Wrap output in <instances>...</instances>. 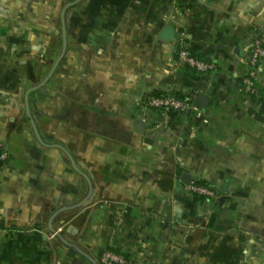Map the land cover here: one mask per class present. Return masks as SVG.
Listing matches in <instances>:
<instances>
[{
	"label": "crops",
	"instance_id": "obj_1",
	"mask_svg": "<svg viewBox=\"0 0 264 264\" xmlns=\"http://www.w3.org/2000/svg\"><path fill=\"white\" fill-rule=\"evenodd\" d=\"M180 32L213 70L179 64ZM256 34L264 0H0V264H94L106 248L208 264L210 242L264 264V61L258 93L242 90ZM196 91L207 123L147 104Z\"/></svg>",
	"mask_w": 264,
	"mask_h": 264
},
{
	"label": "built area",
	"instance_id": "obj_2",
	"mask_svg": "<svg viewBox=\"0 0 264 264\" xmlns=\"http://www.w3.org/2000/svg\"><path fill=\"white\" fill-rule=\"evenodd\" d=\"M175 49L180 65L188 66L202 72L213 70L216 65L211 61H206L196 56L189 47L188 37L185 32H180L175 37ZM264 61V35L256 34L249 45L247 56V70L242 78V90L245 93L255 95L258 93L257 78L259 69ZM198 92H193L186 97H180L175 94L170 95H153L147 100V104L160 112L166 121H169L173 114L185 113L193 110L196 117L200 118L204 123L208 122V117L204 110L193 105L194 98ZM0 161L4 162L8 157L3 144L0 143ZM190 191L200 196L215 197L217 192L205 183L191 181L187 186ZM190 227H199V223L187 222ZM259 240L264 243V236L259 237ZM129 258L119 251H114L110 248L104 249L98 258L99 264H128Z\"/></svg>",
	"mask_w": 264,
	"mask_h": 264
},
{
	"label": "water",
	"instance_id": "obj_3",
	"mask_svg": "<svg viewBox=\"0 0 264 264\" xmlns=\"http://www.w3.org/2000/svg\"><path fill=\"white\" fill-rule=\"evenodd\" d=\"M62 23H63V27H62V29H63V33H65V19H64V14H63V16H62ZM166 33L168 34V37H167L168 39H173V37H174V30H173L171 27H168V29H166ZM65 48H66V38L64 37V47H63L62 55H63L64 52H65ZM62 55H61V56H62ZM59 60H60V59H59ZM59 60L55 63L54 67L51 69V71L48 73V75H47V76H46V77H45V78H44L39 84H37V85H35V86H32V87H30V88L27 90L26 95H25V102H26V107H27L28 113H30L29 94H30L33 90L38 89L39 87L43 86V85L46 83V81H47V80L51 77V75L53 74V71H54V69H55L57 63L59 62ZM209 101H210V96H209L207 93L201 91V92L198 93V95H197V96L195 97V99L193 100V105L196 106V107L199 108V109L205 110V109L207 108L208 104H209ZM32 121H33V124H34V129H35L37 135H38L39 138H40V135H39V133H38L37 127H36V125H35V122H34V120H32ZM136 124L139 125L138 130H139V131H142V129H140V126H143V127H144V126H145L144 123H142V121L138 120V121L136 122ZM40 140H41V138H40ZM41 141H42V140H41ZM55 146H58V147H60L62 150H64V151L70 156V158L72 159L73 163L75 164L72 155L69 153V151H68L66 148H64L63 146L58 145V144H55ZM75 166H76V168H77L78 171H80L82 174H84L85 176H87V175H86L81 169L78 168V166H77L76 164H75ZM182 181H183L184 183H186V184L189 185V184L191 183V181H192V176H191L189 173H183V175H182ZM53 230H54V228H53ZM57 234H58V236H59L61 239L64 240L63 236H62L60 233H57ZM90 258H91V257H90ZM91 260L94 262V264H99L95 259L91 258Z\"/></svg>",
	"mask_w": 264,
	"mask_h": 264
},
{
	"label": "trees",
	"instance_id": "obj_4",
	"mask_svg": "<svg viewBox=\"0 0 264 264\" xmlns=\"http://www.w3.org/2000/svg\"><path fill=\"white\" fill-rule=\"evenodd\" d=\"M199 251L207 258L208 264H240L243 258V249L231 244L215 245L210 242L207 245H201Z\"/></svg>",
	"mask_w": 264,
	"mask_h": 264
}]
</instances>
